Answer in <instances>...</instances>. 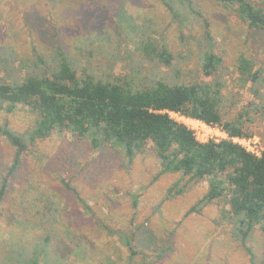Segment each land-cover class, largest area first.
<instances>
[{"label":"rangeland","instance_id":"obj_1","mask_svg":"<svg viewBox=\"0 0 264 264\" xmlns=\"http://www.w3.org/2000/svg\"><path fill=\"white\" fill-rule=\"evenodd\" d=\"M250 1L264 7V0ZM197 2L209 20L214 52L222 56L223 69L229 68L225 78L236 96L237 109L254 99L249 84L240 88L233 82L238 74L237 59L241 55L253 59L255 67L264 72V30L249 28L233 8L224 4ZM146 21L153 28V36L165 43L173 56L169 68L157 62H147L146 67L178 82L210 78L199 66L200 23L193 19L180 27L160 0H0V44L13 49L17 56L29 55L34 48L47 52L55 45L76 54L92 49L94 63L102 58V46L121 56L114 70L125 72L130 62L127 52L133 50ZM175 70H179L178 75ZM5 118L11 128L23 131L31 125L32 114L20 106L12 113L1 111L0 122ZM254 126L261 132L264 121ZM13 155L14 147L0 136V174ZM159 169L150 146L126 165L119 150L108 146L93 150L68 132H52L44 140H37L21 153L18 169L8 177L0 203V256L18 237L32 239V233L22 235L17 226L22 221L30 230V219L39 215L37 211L47 212L49 204L57 209L56 222L52 231L46 230L48 213H44L41 233L52 234L49 255L66 258L58 264H249L245 251L229 233L230 225L214 223L219 215L216 203L204 206L200 213L184 215L205 192L207 182H186L181 193L164 199L167 188L180 175H157ZM60 178L77 188L89 210L85 211L65 190ZM108 228L133 230L135 248L144 255L139 253L129 260V250L116 234L108 233ZM166 244L169 249L157 257L158 249ZM248 245L261 260L264 232L256 227ZM77 246H83V250Z\"/></svg>","mask_w":264,"mask_h":264},{"label":"trees","instance_id":"obj_2","mask_svg":"<svg viewBox=\"0 0 264 264\" xmlns=\"http://www.w3.org/2000/svg\"><path fill=\"white\" fill-rule=\"evenodd\" d=\"M160 1L180 27L193 19L200 23L199 66L203 75L210 77L208 80L178 82L166 75L158 76L153 67H146L147 62H157L158 66L169 68L173 57L166 44L153 36V28L147 21L142 23L133 50L127 52L130 62L125 72L114 70L115 61L121 56L102 46L99 52L102 58L94 63L92 49L76 54L55 45L47 52L34 48L29 55L17 56L13 49L0 44V112L12 113L25 106L32 114L31 125L23 131L11 128L6 118L0 122V136L14 147L12 162L0 174V203L7 191L8 177L19 167L21 153L52 132H68L73 139L86 141L93 150L104 146L117 149L126 165L150 146L160 164L157 175H180L167 188L164 199L181 193L187 187L186 182L206 181L205 192L184 215L200 213L204 206L216 203L219 215L214 223L230 225L229 233L245 251L249 264H264V256L259 260L248 245L256 227L264 232V151L255 156L225 139L198 142L191 130L167 112L217 124L230 136L258 133L264 142V129L259 132L254 126L257 121H264V72L255 67L253 59L238 57V74L233 82L240 88L249 84L254 99L236 109V96L225 78L229 68L223 69L222 56L214 52L210 23L197 0ZM213 1L233 8L249 28L264 30V7L250 0ZM189 14L193 16L189 18ZM175 73L178 75L179 70ZM182 180L185 183L180 185ZM60 183L85 211L89 210L74 185L64 178H60ZM136 204L135 196L133 206ZM46 208L47 212L37 211L39 215L30 219V230L20 221L17 232L22 235L30 232L32 239L24 241L18 237L11 245L7 244L1 252L0 264H58L66 260L58 254L49 255L52 234L41 233V226L44 213H48L50 227L46 230H53L57 209L49 204ZM108 233L116 234L129 250V260L142 253L135 248L133 230L108 228ZM76 249L83 250V246ZM168 249L169 244L160 247L157 257Z\"/></svg>","mask_w":264,"mask_h":264},{"label":"built area","instance_id":"obj_3","mask_svg":"<svg viewBox=\"0 0 264 264\" xmlns=\"http://www.w3.org/2000/svg\"><path fill=\"white\" fill-rule=\"evenodd\" d=\"M167 112L172 119L177 122H181L189 130H191L195 140L198 142L203 143L210 140L218 142L225 139L239 145L245 151L255 156H260L262 151H264V142L258 135L230 136L221 126L217 124H210L201 119L185 116L175 111Z\"/></svg>","mask_w":264,"mask_h":264}]
</instances>
